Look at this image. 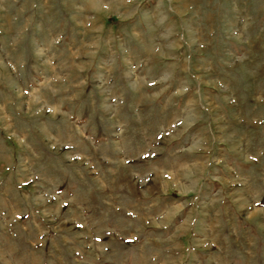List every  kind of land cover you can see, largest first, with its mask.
I'll list each match as a JSON object with an SVG mask.
<instances>
[{
	"label": "rangeland",
	"instance_id": "obj_1",
	"mask_svg": "<svg viewBox=\"0 0 264 264\" xmlns=\"http://www.w3.org/2000/svg\"><path fill=\"white\" fill-rule=\"evenodd\" d=\"M0 264H264V0H0Z\"/></svg>",
	"mask_w": 264,
	"mask_h": 264
}]
</instances>
